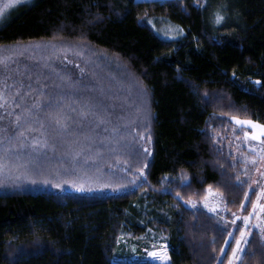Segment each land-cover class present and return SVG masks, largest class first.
I'll return each mask as SVG.
<instances>
[{
	"label": "trees",
	"instance_id": "obj_1",
	"mask_svg": "<svg viewBox=\"0 0 264 264\" xmlns=\"http://www.w3.org/2000/svg\"><path fill=\"white\" fill-rule=\"evenodd\" d=\"M137 1L34 0L0 28L13 73L40 69L11 92L47 103L10 163L53 189L0 193V264H135L120 247L154 264L159 244L163 264L228 263L255 196L215 135L232 117L264 125V0ZM209 191L221 211L197 205ZM260 236L238 264H264Z\"/></svg>",
	"mask_w": 264,
	"mask_h": 264
},
{
	"label": "rangeland",
	"instance_id": "obj_2",
	"mask_svg": "<svg viewBox=\"0 0 264 264\" xmlns=\"http://www.w3.org/2000/svg\"><path fill=\"white\" fill-rule=\"evenodd\" d=\"M167 0H147L137 2H164ZM34 0H0V28L6 24L11 13L16 9L24 6H29ZM215 10V9H212ZM212 13V12H211ZM213 17V13H212ZM215 20V17H214ZM213 20L214 24L215 21ZM157 34L164 39H176V30L169 26L168 23L163 21H156ZM152 22L153 27L156 26ZM42 45H36L42 50H38L40 53L38 58L43 59L45 56V49ZM12 57L0 58V193L32 189L35 191H49L53 190L51 187H34L35 185H45L44 183H35L32 175L26 170L23 171L21 167L15 162L16 158H13V162L10 163L11 156L8 155V146L12 140H17L32 137V129L40 127L44 115L43 105H47L42 99H38V96H19L18 93L11 92L14 89L13 84L17 87L26 81L30 72H35L34 63L27 62L25 60V66L22 69L16 70L9 65L12 61ZM13 73V74H12ZM20 94V93H19ZM17 95V96H15ZM255 123V122H254ZM257 124V123H255ZM259 125V124H258ZM19 130H29L28 132L19 134ZM245 132L252 134L259 133V129L252 128L251 126H240L232 120V127L225 130L222 133L215 135V143L221 149L229 153L234 160L235 165L238 167L237 172L239 175V181L247 185L249 194L254 193L255 201L253 206L246 210L244 213H239V222L229 225L227 241L223 250V254L227 251L231 245L229 251V259L232 257L233 248L236 247V240L241 239L240 231L243 229L246 233L245 240L248 235L253 231H257L264 242V210L261 209V205H264V137L260 140H255L245 136ZM35 183V184H34ZM66 193L78 192L77 190H64ZM62 191V192H64ZM83 192V191H81ZM90 195L97 193L96 190L88 191ZM197 205L212 211H221L222 205L220 198L212 191L207 193L206 199L200 201ZM256 205V207H254ZM244 217H248V221L245 222ZM240 247L245 250L246 244L242 241ZM119 249L120 253L117 258L121 263H135L144 264L147 263V258L138 254L137 250ZM161 245L157 246L156 250L150 251L148 257L153 260L154 264H163L165 258L163 251L160 249ZM243 252H237V255L242 257ZM229 261V260H228ZM239 260L234 261V264H238ZM228 264V263H227Z\"/></svg>",
	"mask_w": 264,
	"mask_h": 264
},
{
	"label": "snow or ice",
	"instance_id": "obj_3",
	"mask_svg": "<svg viewBox=\"0 0 264 264\" xmlns=\"http://www.w3.org/2000/svg\"><path fill=\"white\" fill-rule=\"evenodd\" d=\"M223 20H224V17L221 16L219 13H217L216 17H215V23L216 24H220ZM256 83H260V81H256ZM232 120L235 121V123L237 125H240V126H251L252 128L259 129V133H257V134H252V133H249V132H245V136L246 137L251 135V138L255 139V140H260L262 137H264V125L255 124L251 120H241V119H239L237 117H232ZM141 172H142V170H141ZM80 190L83 191V189H80ZM262 192H264V190H262ZM177 195H179V193H177ZM245 195L247 196V193ZM254 207H256V205H254ZM260 207H261L262 210H264V205H261ZM244 220H245V222H247L248 221V217H244ZM233 224H235V220L233 221ZM229 235H231V233H229ZM245 235H246L245 231L243 229H241V231H240L241 239L236 240V247L233 248L232 257L229 259L228 264H234V261H237V260L241 259V256L237 255V252H243L244 251L240 247L242 241L245 244L248 243V241L244 239ZM221 251L223 252V249H221ZM164 258L166 259V257H164Z\"/></svg>",
	"mask_w": 264,
	"mask_h": 264
}]
</instances>
